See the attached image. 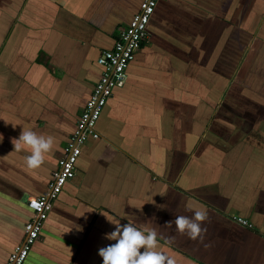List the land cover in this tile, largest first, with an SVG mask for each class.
<instances>
[{"label":"crops","instance_id":"crops-1","mask_svg":"<svg viewBox=\"0 0 264 264\" xmlns=\"http://www.w3.org/2000/svg\"><path fill=\"white\" fill-rule=\"evenodd\" d=\"M142 1L0 0V264ZM149 30L24 264H102L106 216L155 229L176 264H264V0H161ZM22 130L55 138L38 169ZM189 207L209 212L203 242L165 225Z\"/></svg>","mask_w":264,"mask_h":264},{"label":"built area","instance_id":"built-area-1","mask_svg":"<svg viewBox=\"0 0 264 264\" xmlns=\"http://www.w3.org/2000/svg\"><path fill=\"white\" fill-rule=\"evenodd\" d=\"M161 0H143L139 11L131 22L122 28L113 48L102 50L98 63L103 67L100 80L95 85L90 99L77 122V128L68 142L58 169L53 172L48 190L40 196L30 197L28 206L35 212L25 226L26 235L9 257L6 264H24L33 244L39 239L44 221L48 218L53 203L62 193L65 184L76 175V165L89 139H100L96 125L110 97L116 88L128 81V68L144 41L151 36L149 25ZM239 221L248 224L247 220Z\"/></svg>","mask_w":264,"mask_h":264},{"label":"clouds","instance_id":"clouds-1","mask_svg":"<svg viewBox=\"0 0 264 264\" xmlns=\"http://www.w3.org/2000/svg\"><path fill=\"white\" fill-rule=\"evenodd\" d=\"M2 140L3 135L0 142ZM11 143L14 151L29 153L25 157V164L28 169L35 170L45 163L47 154L53 151L55 138L33 130H22L18 138H11ZM187 211L192 215L176 216L174 221H168L165 225L171 228L174 224L179 234L186 235L192 241L203 242L207 233V228L203 225L209 221L208 210L204 207H189ZM106 218L115 228L105 233L104 238L115 243L99 248L98 255L102 258V264H176L174 258L157 250L159 234L155 229L144 231L132 224H120L107 216Z\"/></svg>","mask_w":264,"mask_h":264},{"label":"rangeland","instance_id":"rangeland-1","mask_svg":"<svg viewBox=\"0 0 264 264\" xmlns=\"http://www.w3.org/2000/svg\"><path fill=\"white\" fill-rule=\"evenodd\" d=\"M129 24V23H128Z\"/></svg>","mask_w":264,"mask_h":264}]
</instances>
